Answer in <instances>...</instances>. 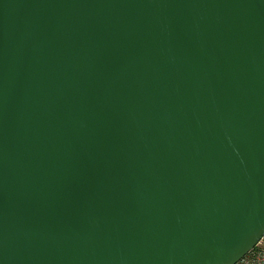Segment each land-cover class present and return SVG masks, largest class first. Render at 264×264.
<instances>
[{"label": "water", "instance_id": "obj_1", "mask_svg": "<svg viewBox=\"0 0 264 264\" xmlns=\"http://www.w3.org/2000/svg\"><path fill=\"white\" fill-rule=\"evenodd\" d=\"M264 233V0H0V264H233Z\"/></svg>", "mask_w": 264, "mask_h": 264}, {"label": "built area", "instance_id": "obj_2", "mask_svg": "<svg viewBox=\"0 0 264 264\" xmlns=\"http://www.w3.org/2000/svg\"><path fill=\"white\" fill-rule=\"evenodd\" d=\"M233 264H264V233L256 244Z\"/></svg>", "mask_w": 264, "mask_h": 264}]
</instances>
